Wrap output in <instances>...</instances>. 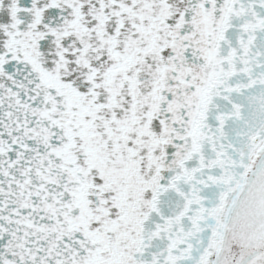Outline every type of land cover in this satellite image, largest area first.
Instances as JSON below:
<instances>
[{
    "label": "snow or ice",
    "instance_id": "6c2138e0",
    "mask_svg": "<svg viewBox=\"0 0 264 264\" xmlns=\"http://www.w3.org/2000/svg\"><path fill=\"white\" fill-rule=\"evenodd\" d=\"M0 264H264V0H0Z\"/></svg>",
    "mask_w": 264,
    "mask_h": 264
}]
</instances>
